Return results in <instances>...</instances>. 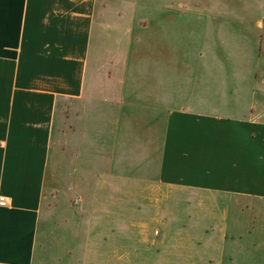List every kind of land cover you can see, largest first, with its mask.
Masks as SVG:
<instances>
[{
	"label": "crops",
	"instance_id": "obj_1",
	"mask_svg": "<svg viewBox=\"0 0 264 264\" xmlns=\"http://www.w3.org/2000/svg\"><path fill=\"white\" fill-rule=\"evenodd\" d=\"M126 2L0 0V264H262L258 50Z\"/></svg>",
	"mask_w": 264,
	"mask_h": 264
},
{
	"label": "rangeland",
	"instance_id": "obj_2",
	"mask_svg": "<svg viewBox=\"0 0 264 264\" xmlns=\"http://www.w3.org/2000/svg\"><path fill=\"white\" fill-rule=\"evenodd\" d=\"M129 2H137L146 4L147 8L141 12L142 15L137 16L139 10L134 9L133 13L135 20L147 22L148 26L152 22H156V17L160 14V5L164 3H171V6L179 10V12H191L197 10V17L192 15L181 17L182 30L188 35L197 34L201 36H208L211 40V35L214 36L213 52L217 54V58H224L226 64V71L231 73V65L229 57L230 54H238L245 49L246 52H252L253 49L258 50V65H254L255 71V92H256V114H260L264 118V0H121ZM174 5V6H173ZM140 13V14H141ZM139 14V15H140ZM139 17V18H138ZM189 20V22L187 21ZM155 25H150V27ZM156 28V27H155ZM154 29H150L153 34ZM109 43V42H107ZM156 48V47H155ZM229 52V53H228ZM262 52V55L260 56ZM253 63V62H252ZM233 92V89H231ZM52 164L55 168L53 174L61 179L62 169V153L60 140L55 145V150L52 154ZM56 187V186H55ZM57 188L61 193V183L58 181ZM75 204V201H71ZM246 213L244 224L248 228H255L256 231H264V200H246ZM258 232V233H260ZM253 236H262L264 240V232L260 234H253ZM247 239H258L257 237H248ZM261 239V238H260ZM259 240V239H258ZM264 253V249L261 250ZM258 262L264 264V256L257 258Z\"/></svg>",
	"mask_w": 264,
	"mask_h": 264
},
{
	"label": "built area",
	"instance_id": "obj_3",
	"mask_svg": "<svg viewBox=\"0 0 264 264\" xmlns=\"http://www.w3.org/2000/svg\"><path fill=\"white\" fill-rule=\"evenodd\" d=\"M7 200H6V198H4V197H1L0 198V206H6L7 205ZM157 234H158V232H156Z\"/></svg>",
	"mask_w": 264,
	"mask_h": 264
}]
</instances>
